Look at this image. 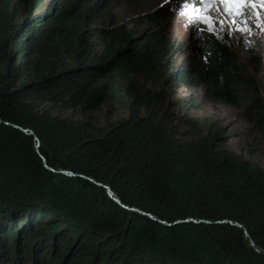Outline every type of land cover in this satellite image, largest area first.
Instances as JSON below:
<instances>
[{
  "label": "trees",
  "instance_id": "trees-1",
  "mask_svg": "<svg viewBox=\"0 0 264 264\" xmlns=\"http://www.w3.org/2000/svg\"><path fill=\"white\" fill-rule=\"evenodd\" d=\"M133 2L0 0V264H264L231 223L264 250V174L213 122L177 137L165 91L205 84L264 139L262 62L207 25L199 59L166 20L142 32L109 13ZM45 102L130 115L94 132Z\"/></svg>",
  "mask_w": 264,
  "mask_h": 264
},
{
  "label": "rangeland",
  "instance_id": "rangeland-1",
  "mask_svg": "<svg viewBox=\"0 0 264 264\" xmlns=\"http://www.w3.org/2000/svg\"><path fill=\"white\" fill-rule=\"evenodd\" d=\"M225 7L218 3H211L209 0H204V3L199 5H195L190 0H169L168 3H165V0H142L141 2L136 0L109 13L115 20L120 19V24L124 23L129 28L139 29L142 32L149 28V24L141 22L148 20L149 17L166 20V30L173 40L182 44L189 54H195L199 59L196 40L201 27L207 25L221 37L232 42L233 49L242 62L245 63L250 56L261 60L258 80L264 94V5L260 3V0H257L254 5H233L230 6L231 14L224 11ZM185 9L188 15L185 14ZM237 12H244V14L237 15ZM106 24L109 28L111 27L110 24ZM102 50L101 47L98 48L99 54ZM139 79L149 88L157 90L162 88L161 85L142 77ZM206 89L205 84L198 89L184 86L165 89L175 117L174 124L180 131L177 137L183 140H196L200 137V134L185 123L188 117H195L201 121L207 120L208 124L213 122L215 128L220 129L222 136L227 138L220 148L251 161L264 174V139L251 131L250 125L237 114L235 108L217 103L207 97ZM40 108L53 113L58 118L82 121L94 132L102 131L110 127L112 123L130 115V111L112 112L109 105L97 111L81 107L60 109L52 103L45 102ZM49 255L50 251L45 254V257L48 258Z\"/></svg>",
  "mask_w": 264,
  "mask_h": 264
},
{
  "label": "snow or ice",
  "instance_id": "snow-or-ice-1",
  "mask_svg": "<svg viewBox=\"0 0 264 264\" xmlns=\"http://www.w3.org/2000/svg\"><path fill=\"white\" fill-rule=\"evenodd\" d=\"M169 0H165V3H168ZM211 3H218L219 5L226 6L224 8V11L229 12L231 14L232 8L230 6H248V5H254L257 0H209ZM201 3H204V0H201ZM260 3L264 5V0H260ZM185 14L188 15L187 9H185ZM244 12H237V15H243ZM195 23V21H192Z\"/></svg>",
  "mask_w": 264,
  "mask_h": 264
},
{
  "label": "water",
  "instance_id": "water-1",
  "mask_svg": "<svg viewBox=\"0 0 264 264\" xmlns=\"http://www.w3.org/2000/svg\"><path fill=\"white\" fill-rule=\"evenodd\" d=\"M108 62H109V61H106L105 64H107ZM24 131H25V132H29L28 129H24ZM30 132H31V131H30ZM39 146H40V141H39V139H38V141H37V147H39ZM66 173L71 174L70 172H67V171H66ZM105 187H106L107 190L109 191V194H110L111 196H113V192H112L111 188H110L109 186H105ZM113 198H114L117 202H120V203H121V201H120L117 197H114V196H113ZM191 220H192L193 222H198V221H199V220H197V219H191ZM231 223H233V224L239 226L240 228H242V229L244 230V233H245V236H246L247 240H249V242H250V245H251L252 247H254V249H255L257 252L264 254V250L261 249V248H259V247L255 244V242H254V240L252 239V237L250 236L248 230H247L242 224L237 223V222H232V221H231Z\"/></svg>",
  "mask_w": 264,
  "mask_h": 264
}]
</instances>
